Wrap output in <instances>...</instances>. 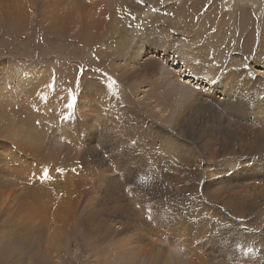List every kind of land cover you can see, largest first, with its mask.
Returning a JSON list of instances; mask_svg holds the SVG:
<instances>
[{
  "label": "rangeland",
  "instance_id": "1",
  "mask_svg": "<svg viewBox=\"0 0 264 264\" xmlns=\"http://www.w3.org/2000/svg\"><path fill=\"white\" fill-rule=\"evenodd\" d=\"M0 264H264V0H0Z\"/></svg>",
  "mask_w": 264,
  "mask_h": 264
},
{
  "label": "bare ground",
  "instance_id": "2",
  "mask_svg": "<svg viewBox=\"0 0 264 264\" xmlns=\"http://www.w3.org/2000/svg\"><path fill=\"white\" fill-rule=\"evenodd\" d=\"M101 14H102V13H101ZM90 15H91V14H90ZM100 16H101V15H100ZM103 16H104V14H103ZM103 16H102V17H103ZM104 18H105V16H104ZM89 19H90V18H89ZM83 20H84V19H83ZM85 20H86V19H85ZM87 20H88V19H87ZM92 20H93V19H92ZM92 20H91V21H92ZM93 21H94V20H93ZM85 23H86V22H85ZM87 23H89V22L87 21ZM87 23H86V24H87ZM87 25H88V24H87ZM87 25H86V26H87ZM90 25H91V24H90ZM139 38H140V37H139ZM140 39H141V38H140ZM138 40H139V39H138ZM131 44H132V43H131ZM141 45H142V44H141ZM132 51H133V49H132ZM132 51H131V52H132ZM134 51H135V50H134ZM132 53H133V52H132ZM135 53H136L137 56H138V53H137V52H135ZM134 55H135V54H134ZM182 69H183V68H182ZM187 69H188V72H189V73L193 74V71L191 70V68H187ZM178 72H180V71H178ZM184 72H185V71L180 72V73H184ZM153 74H154V73H153ZM210 84H212L211 81H210ZM138 87H139V86H138ZM208 90H209V89H208ZM181 92L183 93L184 90H181ZM193 92H194V91H193ZM195 93H196V92H194V93L191 95V94L186 90V91L184 92L183 98H184L185 100H191V99H193V96H194ZM89 98H90V97H89ZM88 100H89V99H88ZM91 100H92V99H91ZM18 192H19V191H18ZM18 192H17V193H18ZM2 194H3V195H2ZM2 194H1V195L4 196V197H6V194L9 195V193H5V192L2 193ZM7 197H9V196H7ZM13 197H14V196H13ZM15 199H17V198L15 197ZM159 233H160V232H159ZM150 240H151V239H150Z\"/></svg>",
  "mask_w": 264,
  "mask_h": 264
},
{
  "label": "snow or ice",
  "instance_id": "3",
  "mask_svg": "<svg viewBox=\"0 0 264 264\" xmlns=\"http://www.w3.org/2000/svg\"><path fill=\"white\" fill-rule=\"evenodd\" d=\"M108 79L110 80V83H109L108 87L111 88V87H113L115 85L116 82L114 80H112L111 77H108ZM48 87L51 88L52 85L49 84ZM41 98L43 99L44 97L42 96ZM74 102H75V97L69 95V97H68V103L66 104V107L68 109H71L73 107Z\"/></svg>",
  "mask_w": 264,
  "mask_h": 264
}]
</instances>
